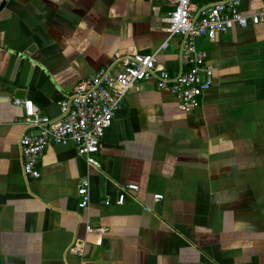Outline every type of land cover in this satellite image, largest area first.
Masks as SVG:
<instances>
[{
	"label": "crops",
	"instance_id": "crops-1",
	"mask_svg": "<svg viewBox=\"0 0 264 264\" xmlns=\"http://www.w3.org/2000/svg\"><path fill=\"white\" fill-rule=\"evenodd\" d=\"M262 7L245 0L240 11ZM171 10L169 0H0V264H264V26L196 41L213 86L193 113L139 82L104 133L99 168L51 144L41 178L23 174L14 101L58 121L64 96L124 57L157 53V67L177 73L179 40L159 51ZM128 185L138 191L116 205ZM75 244L82 259L68 253Z\"/></svg>",
	"mask_w": 264,
	"mask_h": 264
},
{
	"label": "built area",
	"instance_id": "built-area-1",
	"mask_svg": "<svg viewBox=\"0 0 264 264\" xmlns=\"http://www.w3.org/2000/svg\"><path fill=\"white\" fill-rule=\"evenodd\" d=\"M245 0H222L210 5L196 6L191 0H169L172 8L166 18L167 40L159 51L168 49L173 38L179 40V71L171 73L159 69L156 54H135L118 60L115 67H101L92 78L79 82L72 92L58 102L59 120L53 121L41 112L31 99H16L22 109L19 122L24 132L19 139V150L24 176L29 180L41 178L40 160L46 148L53 144L74 147L77 155L89 166L99 168L97 155L105 131L111 126L115 114L121 109L128 92L139 82L152 81L160 92H167L179 102L184 114L193 113L203 95L213 86V67L206 53L198 49L196 41H215L235 28L264 26L263 7L244 15L240 6ZM89 185L82 182L77 189L78 210L89 205ZM138 187L128 185L118 195L116 205H123L128 192ZM163 196L155 195L161 202ZM87 230H91L87 227ZM70 255L84 257V248L73 245Z\"/></svg>",
	"mask_w": 264,
	"mask_h": 264
},
{
	"label": "water",
	"instance_id": "water-1",
	"mask_svg": "<svg viewBox=\"0 0 264 264\" xmlns=\"http://www.w3.org/2000/svg\"><path fill=\"white\" fill-rule=\"evenodd\" d=\"M92 77H93V76H92ZM92 77H91V78H92ZM23 93H24V92H22V91H18L16 95H20V96L24 97V96H23V95H24Z\"/></svg>",
	"mask_w": 264,
	"mask_h": 264
}]
</instances>
